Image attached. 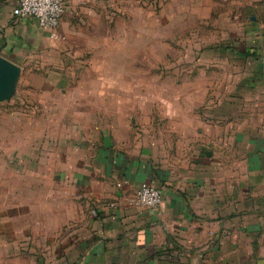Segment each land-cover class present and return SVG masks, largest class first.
Masks as SVG:
<instances>
[{
    "label": "crops",
    "instance_id": "0c3cea01",
    "mask_svg": "<svg viewBox=\"0 0 264 264\" xmlns=\"http://www.w3.org/2000/svg\"><path fill=\"white\" fill-rule=\"evenodd\" d=\"M18 1L0 0V56L21 68L15 97L0 104L21 109L0 138V264H264V0H167L172 20L247 18L248 47L220 50L255 65L234 98L184 128L186 152L119 136L64 84H22L110 45L116 12H143L146 0H64L57 39L15 18ZM141 183L161 190L157 208L131 203Z\"/></svg>",
    "mask_w": 264,
    "mask_h": 264
},
{
    "label": "rangeland",
    "instance_id": "374dc122",
    "mask_svg": "<svg viewBox=\"0 0 264 264\" xmlns=\"http://www.w3.org/2000/svg\"><path fill=\"white\" fill-rule=\"evenodd\" d=\"M145 3L143 12H116L110 45H93L81 59L61 60L54 65L59 70L50 74L23 75L22 84H64L73 99L93 100L96 115L112 120L119 136L151 148L186 152L184 128L194 132L207 110L214 111L216 101L234 98L238 84L254 71L253 62L220 50L221 45L237 51L248 47L242 33L248 20L215 10L179 13L172 20L167 0ZM256 50L264 57V43ZM202 102L208 108H200ZM16 110L21 111L0 106L1 140L10 127L5 116Z\"/></svg>",
    "mask_w": 264,
    "mask_h": 264
},
{
    "label": "built area",
    "instance_id": "2783aa9c",
    "mask_svg": "<svg viewBox=\"0 0 264 264\" xmlns=\"http://www.w3.org/2000/svg\"><path fill=\"white\" fill-rule=\"evenodd\" d=\"M65 12L64 0H19L12 10L15 18H32L52 39L58 38V28ZM131 203L140 208L155 209L161 204V190L147 184H139Z\"/></svg>",
    "mask_w": 264,
    "mask_h": 264
},
{
    "label": "water",
    "instance_id": "95a60500",
    "mask_svg": "<svg viewBox=\"0 0 264 264\" xmlns=\"http://www.w3.org/2000/svg\"><path fill=\"white\" fill-rule=\"evenodd\" d=\"M21 68L0 56V104L15 97Z\"/></svg>",
    "mask_w": 264,
    "mask_h": 264
}]
</instances>
